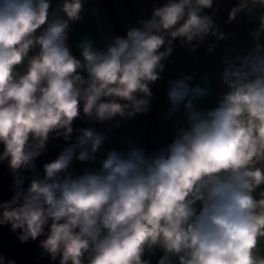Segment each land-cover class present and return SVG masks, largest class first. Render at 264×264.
Masks as SVG:
<instances>
[{
    "label": "clouds",
    "instance_id": "1",
    "mask_svg": "<svg viewBox=\"0 0 264 264\" xmlns=\"http://www.w3.org/2000/svg\"><path fill=\"white\" fill-rule=\"evenodd\" d=\"M213 2L167 0L106 48L84 38L73 49L83 0L55 9L52 0H0V162L15 174L0 228L20 243L44 237L50 264H264V0H235L228 12V22L243 13L259 26L247 52L245 43L222 58L227 91L216 106H197L208 89L192 76L170 81L171 110L187 114L179 138L154 156L112 148L98 171H69L94 161L107 139L81 128L70 142L81 114L103 124L144 113L174 41L226 39L204 13ZM50 134L69 143L25 186L20 171L35 169Z\"/></svg>",
    "mask_w": 264,
    "mask_h": 264
},
{
    "label": "crops",
    "instance_id": "2",
    "mask_svg": "<svg viewBox=\"0 0 264 264\" xmlns=\"http://www.w3.org/2000/svg\"><path fill=\"white\" fill-rule=\"evenodd\" d=\"M109 1L112 3V11L106 0H83L84 11L81 14L83 19L73 24L69 32V43L73 49L75 44L84 38L93 39L95 47L104 49L115 36H124L127 30L133 27L142 28L141 22L151 19L153 9L167 3V0ZM61 2L62 0H52V8L55 9ZM234 3L235 0H214L213 7L204 10L218 26L219 31L225 34V40H217L215 36L209 34L203 41L197 39L192 44L182 42L181 39L173 42L171 56L162 61L165 67L161 79L150 85L153 95L148 97L149 106L144 113L137 114L132 119L127 115L117 116L103 124L89 120L81 114V128H93L107 135L101 150L96 153V159L81 163L84 171H98L108 150L112 148L127 151L130 147L136 146L144 148L146 155L151 156L145 147V133L152 109L156 113L157 133L165 138L166 148L174 139L179 138L182 129L187 130V114L183 105L178 111L173 112L172 105L167 99L170 81L192 76L193 80L188 81L190 84H199L208 89L207 95L197 100V106L203 108L216 106L221 93L227 91V87L220 82L225 66L222 58H232L234 54L231 49L243 48L245 43L244 51L247 52L251 47V37L248 33L259 26L256 17L249 19L242 13L237 15L235 21L228 22V12ZM253 18L257 21L254 22ZM261 39L264 40V35ZM209 47H213L214 52L209 53Z\"/></svg>",
    "mask_w": 264,
    "mask_h": 264
},
{
    "label": "trees",
    "instance_id": "3",
    "mask_svg": "<svg viewBox=\"0 0 264 264\" xmlns=\"http://www.w3.org/2000/svg\"><path fill=\"white\" fill-rule=\"evenodd\" d=\"M106 2L110 11H112V3L109 0H106ZM152 110L149 125L145 133V147L150 155L154 156L162 149H166V147L165 138L157 133L156 113L154 109ZM73 126L77 129L81 128L80 118L73 122ZM73 135L74 134H72V140L70 142H75L76 137ZM67 143L69 142H65L62 138H57L55 134H50L45 149L33 162L35 164V169H22L20 171V176L23 177L25 186L35 177L42 178L43 164L48 162V158H56L62 149L67 146ZM71 165L76 169V175L85 172L80 162L74 160ZM71 165L69 171L75 175ZM14 175L15 174L8 168L7 161L0 162V201H7L12 198L15 191L13 183ZM43 238L44 237H40L37 241L29 240L26 243H20L17 239V234L10 230V226L0 228V252L3 253L5 257V264L8 258L14 259L17 264H50L49 255L44 252L39 245V240ZM56 264H58V262H56Z\"/></svg>",
    "mask_w": 264,
    "mask_h": 264
},
{
    "label": "rangeland",
    "instance_id": "4",
    "mask_svg": "<svg viewBox=\"0 0 264 264\" xmlns=\"http://www.w3.org/2000/svg\"><path fill=\"white\" fill-rule=\"evenodd\" d=\"M73 128H74V132H73V136L74 137H77V136H79L81 133H80V131H79V129H77L76 127H74L73 126ZM52 136V135H51ZM55 158H53V157H51V158H48L47 159V161L49 162V161H52V160H54ZM72 166V169H73V171H74V173H75V175H76V173H77V171H76V169L74 168V166L73 165H71Z\"/></svg>",
    "mask_w": 264,
    "mask_h": 264
},
{
    "label": "built area",
    "instance_id": "5",
    "mask_svg": "<svg viewBox=\"0 0 264 264\" xmlns=\"http://www.w3.org/2000/svg\"><path fill=\"white\" fill-rule=\"evenodd\" d=\"M243 14V13H242ZM244 15V14H243ZM253 21L255 22V21H257V19L256 18H253Z\"/></svg>",
    "mask_w": 264,
    "mask_h": 264
}]
</instances>
